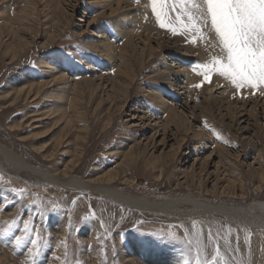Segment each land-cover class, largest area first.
Returning <instances> with one entry per match:
<instances>
[{
	"label": "rangeland",
	"instance_id": "1",
	"mask_svg": "<svg viewBox=\"0 0 264 264\" xmlns=\"http://www.w3.org/2000/svg\"><path fill=\"white\" fill-rule=\"evenodd\" d=\"M126 2L130 7L123 10L137 11L141 26L136 21L133 27L135 51L126 49L122 58L123 39L112 27L120 16H109L99 0H0V144L31 167L58 176L67 170L86 181L102 180L130 146H139L142 158L126 175L132 186L115 184L123 193L214 202L264 216V94H237L215 73L197 89L203 80L197 65L218 52L210 28L204 39L184 32L169 3L161 29L150 0ZM139 32L149 40H138ZM210 36L212 46L205 42ZM106 39L115 45L112 62L104 56ZM163 61L181 63L187 90L172 79L168 87ZM208 83L224 85L228 103L207 101L202 89ZM187 92L193 103L182 99ZM241 96L249 105L237 101ZM195 103L199 110H191ZM164 105L181 120L166 118ZM9 168L0 160V232L6 233L0 236V264H127L135 238L143 239L137 244L143 259L161 248L180 255L183 264H264L263 225L242 228L202 210L198 218H184L124 209L96 192L51 185ZM185 182L191 188H183ZM180 206L194 211L190 203ZM13 209L16 214L6 216ZM26 220L35 225L31 234L21 231ZM232 233L236 254L219 252L215 237L226 241ZM17 236L27 242L17 246ZM32 238L39 240L36 255Z\"/></svg>",
	"mask_w": 264,
	"mask_h": 264
},
{
	"label": "bare ground",
	"instance_id": "2",
	"mask_svg": "<svg viewBox=\"0 0 264 264\" xmlns=\"http://www.w3.org/2000/svg\"><path fill=\"white\" fill-rule=\"evenodd\" d=\"M126 3H127L126 0H99L100 7L103 9L104 12L105 11L108 12L109 14L108 13L107 14L109 16H111L110 14H113L112 17L117 16V18H118V16H120V18L117 21H114V23L112 22V27L116 31V34L118 35L117 37L123 39V42L121 44L122 45L121 52H123V51L126 52V49L131 50V51H135V45H134V41H133L135 38L133 36L135 34H134V28L133 27L136 26L135 24L137 21V15H136L137 11L135 12V11H133V9H130V8L128 10H123L124 6L130 7L129 5H125ZM138 21H137V24H138ZM142 24H145V23H142ZM149 24H147V25H149ZM139 25L141 26V24H138V27H139ZM139 33L140 34L137 33L138 35H136V38L138 40H142L143 37H145V38L142 41L146 42L149 40L148 37H150V36L147 35L148 34L147 32H146L147 33L146 35L142 34L143 32H139ZM207 33H209V32H207ZM104 35H105L104 32L100 31L98 33L97 37L99 39H101V37H103ZM208 36H209V34H208ZM113 43L114 42L108 41L107 39L105 42H103V44L106 48L105 49L106 52H105L104 56H105V58H107L111 62L114 59L113 47H115V45L113 46ZM104 46H103V48H104ZM103 48H101V49H103ZM152 50L154 51V49H152ZM125 52L121 53L122 58L126 57V56H124ZM215 52H216V50H215ZM125 61H127V58ZM172 62H175V61H172ZM162 66L165 67L164 71L166 72L165 74H166V76H167L166 78L168 80V87H171L173 85V83L171 82V79H172L173 81H176L175 84L184 85L185 89L186 90L188 89L187 88L188 72L185 69H182V65L180 62L179 63L177 62L176 66L174 67V66H167L165 61H163ZM179 85H177V86H179ZM218 86H220V85L217 83H208L207 85H205L204 89H202V92L207 93V97H206L207 101L217 103L216 99H219L221 101L225 100V102L228 103L226 101L228 98H227V96H225V95H227V93L222 90L225 88L224 85L220 86V87H218ZM213 89H216V90L214 91ZM30 90H31V88L29 89V92H30ZM174 90H175V87H174ZM21 91H23V90L21 89L18 93H22ZM189 92H187L188 93L187 95H185V93H183L182 99L185 101H188L189 103L190 102L193 103V98H192L193 94H189ZM212 92H214V93L217 92L216 97L214 96V94H212ZM33 97H34L33 98V100H34L36 98V96H33ZM155 98L159 99L160 96L159 97L157 96ZM238 100L242 102L243 106H245L247 104L249 105V103H250V99H248V97H242L241 96L240 99H237V101ZM198 108H199L198 105L195 103L191 110H194V109L199 110ZM200 110L204 111L205 109H204V107H200ZM163 113L166 115V118L169 117L170 115H172L174 118L181 120L180 116L175 112V110L169 108V106H166V105L163 106L162 114ZM190 115L192 116L191 113H190ZM142 149L143 148H141L139 146H130V148L127 150V152L123 153V156H121L122 160L116 167H114V171L108 172L109 173L108 176H106L105 178H102V180H99V181L83 180V179L78 178L76 176L69 175L67 173V170H65L62 173V175L58 176L56 174H51L49 172H46L39 167H31V166L27 165V163L23 159H21L19 156L14 154L12 151H10L7 147H5L2 144H0V160L7 162V164L10 165V168H12L14 170H17V171L23 170L25 174L28 173L30 175L41 177V179L43 178L45 180V182L48 184L55 185V186L59 185L62 187H71V188H76V189H84V191L87 190L88 192L89 191L96 192L99 195H103L105 197H108L114 203L118 204L119 206H121L124 209L130 208V210L136 209V210H139L140 212L161 213L164 215L184 217V218H187V217L198 218V213H199V211L202 210V212L207 214L208 217H213V216L219 214L227 222L232 223L233 225H239L242 228H247L250 226H253L254 228H255V226H259L262 228L264 226L263 214L259 215V216H253L249 209L245 210L242 207L233 208V207H226L224 205H212L214 202L211 204H210V202L209 203H206V202L200 203V202H196V201L190 202L187 200H182L181 198H180V200L178 198L175 200H166V201L149 200L147 198L134 197V196H130V194L128 195L126 193H123L122 191H120L115 186V184L118 181H120L121 183H125L128 186H132L133 181L130 178H126V175L131 174L129 168L133 167V166H130V164H134L137 161L139 162V159L142 158V155L144 153L143 151H142L143 153H141ZM23 171H21V172H23ZM127 171L129 173H125ZM160 176H161V174L159 176L156 175L155 177H157L156 179L159 180ZM191 183L185 182L183 188H185V187L191 188V186L189 185ZM241 189L242 188H240V190ZM229 195H231L230 197L232 199H234L235 193H229ZM238 198H242V195H240ZM195 200H197V199H195ZM184 203H190L193 206L194 211H188L187 209L186 210H180L179 209V207H181L180 205H184ZM126 210H128V209H126ZM15 214H16V210L13 209V210H10V212L6 216L11 217ZM189 215H191V216H189ZM202 217H203V215H202ZM205 228H204V230H205ZM203 234H205V233H203ZM215 238H217V241H218L217 243H218V247H219L218 248L219 252L236 254V252H235L237 249V248H235L236 237L234 236L233 233L231 235H229V237L226 239V241L218 238L217 236ZM130 242H132L130 244H131V246H133V249H135L136 251H135V254H133V256L127 257L125 255L126 259H128V260H126L127 264H183L184 258H182L180 255H178L172 251H165L164 249L161 250V248L160 249L152 248V249L148 250V252L145 254V258L143 259V258L139 257L138 248H137L138 243L143 244V239L142 238H135L134 240H131ZM197 244H199V243H197ZM259 257H260V254H259ZM262 258L264 259V254L262 255Z\"/></svg>",
	"mask_w": 264,
	"mask_h": 264
},
{
	"label": "snow or ice",
	"instance_id": "3",
	"mask_svg": "<svg viewBox=\"0 0 264 264\" xmlns=\"http://www.w3.org/2000/svg\"><path fill=\"white\" fill-rule=\"evenodd\" d=\"M169 3L170 11L176 14L175 20L184 32L194 31L201 39L207 28L214 34L218 52L206 63L197 65L203 77L201 83L195 84L197 89L211 82L215 73L235 88L237 94L241 89H251L252 95L257 90L264 94V0H201L200 3L196 0H150L151 12L161 29L166 27L164 9ZM184 17H187L186 23H182ZM170 31L176 34L177 28L172 27ZM196 42L192 40L193 44ZM205 42L212 46L211 37ZM15 224L14 221L9 226V232ZM34 227L26 220L21 231L31 234ZM5 234L0 232V236ZM24 242L27 237H16L17 246ZM30 243L36 249L32 254H38L39 240L32 238Z\"/></svg>",
	"mask_w": 264,
	"mask_h": 264
}]
</instances>
